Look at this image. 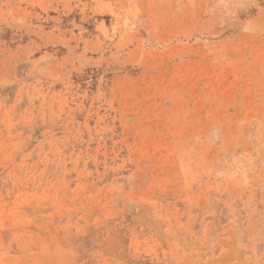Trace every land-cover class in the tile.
I'll return each mask as SVG.
<instances>
[{"label": "rangeland", "instance_id": "1", "mask_svg": "<svg viewBox=\"0 0 264 264\" xmlns=\"http://www.w3.org/2000/svg\"><path fill=\"white\" fill-rule=\"evenodd\" d=\"M0 264H264V0H0Z\"/></svg>", "mask_w": 264, "mask_h": 264}]
</instances>
